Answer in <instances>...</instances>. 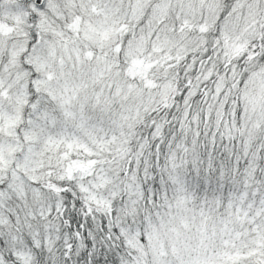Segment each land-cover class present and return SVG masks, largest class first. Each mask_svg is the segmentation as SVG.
Masks as SVG:
<instances>
[{
  "label": "snow or ice",
  "instance_id": "1",
  "mask_svg": "<svg viewBox=\"0 0 264 264\" xmlns=\"http://www.w3.org/2000/svg\"><path fill=\"white\" fill-rule=\"evenodd\" d=\"M0 264H264V0H0Z\"/></svg>",
  "mask_w": 264,
  "mask_h": 264
}]
</instances>
